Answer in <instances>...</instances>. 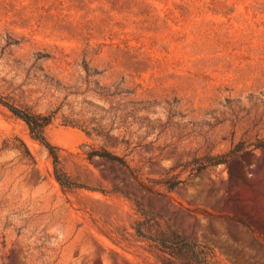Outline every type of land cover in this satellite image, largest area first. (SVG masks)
Instances as JSON below:
<instances>
[{
    "label": "rangeland",
    "instance_id": "obj_1",
    "mask_svg": "<svg viewBox=\"0 0 264 264\" xmlns=\"http://www.w3.org/2000/svg\"><path fill=\"white\" fill-rule=\"evenodd\" d=\"M0 96V264H264V0H0Z\"/></svg>",
    "mask_w": 264,
    "mask_h": 264
},
{
    "label": "trees",
    "instance_id": "obj_2",
    "mask_svg": "<svg viewBox=\"0 0 264 264\" xmlns=\"http://www.w3.org/2000/svg\"><path fill=\"white\" fill-rule=\"evenodd\" d=\"M0 102L6 105L15 115L22 118L29 126L30 132L33 136V138L39 140L42 144H44L50 154L52 155L54 159L55 168L57 170V173L59 174L58 180L63 183L69 181V177L60 171V160L57 153V146L53 145L46 137L44 133L45 127L49 123V119L39 113L33 112L32 110L24 107L17 106L15 104L9 103L5 99H3L2 96H0ZM107 156H111V158L121 160L120 157L116 155H111L110 153H107ZM192 246L190 243L186 241H182V244H179L177 246L172 247V254L174 256H178L179 254L188 255L190 254L192 250Z\"/></svg>",
    "mask_w": 264,
    "mask_h": 264
}]
</instances>
